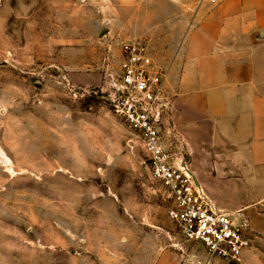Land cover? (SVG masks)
<instances>
[{
    "label": "rangeland",
    "instance_id": "374dc122",
    "mask_svg": "<svg viewBox=\"0 0 264 264\" xmlns=\"http://www.w3.org/2000/svg\"><path fill=\"white\" fill-rule=\"evenodd\" d=\"M181 3L0 0V264H208L109 100L125 41L165 73ZM169 113L162 136L180 159Z\"/></svg>",
    "mask_w": 264,
    "mask_h": 264
},
{
    "label": "crops",
    "instance_id": "0c3cea01",
    "mask_svg": "<svg viewBox=\"0 0 264 264\" xmlns=\"http://www.w3.org/2000/svg\"><path fill=\"white\" fill-rule=\"evenodd\" d=\"M185 1L175 27L183 35L163 84L177 155L215 211L246 221L251 244L240 263L261 264L264 0H199L195 8ZM153 10L161 15L167 3Z\"/></svg>",
    "mask_w": 264,
    "mask_h": 264
},
{
    "label": "built area",
    "instance_id": "2783aa9c",
    "mask_svg": "<svg viewBox=\"0 0 264 264\" xmlns=\"http://www.w3.org/2000/svg\"><path fill=\"white\" fill-rule=\"evenodd\" d=\"M164 81L165 73L154 66L146 45L136 40L123 42L120 73L109 98L112 110L140 137L151 177L170 203L167 217L181 238L199 244L208 264H238L251 244L246 236L247 223H236L227 214L215 211L188 164L165 144L161 120L169 102L164 96Z\"/></svg>",
    "mask_w": 264,
    "mask_h": 264
}]
</instances>
